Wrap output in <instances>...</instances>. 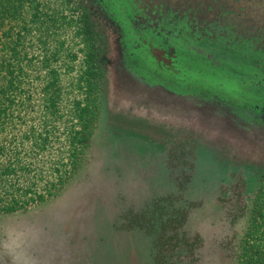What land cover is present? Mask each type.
I'll list each match as a JSON object with an SVG mask.
<instances>
[{"label": "rangeland", "instance_id": "obj_1", "mask_svg": "<svg viewBox=\"0 0 264 264\" xmlns=\"http://www.w3.org/2000/svg\"><path fill=\"white\" fill-rule=\"evenodd\" d=\"M135 3L142 11L139 28L155 24L153 11L162 10L185 16L192 26L222 27L217 33L231 41L254 38V46H264V0ZM128 4L116 0L115 7L125 10ZM96 21L105 76L88 108L84 148L73 168L65 137L74 123L71 109L83 100L77 89L82 45L71 21L57 30L50 21L46 45L36 40L35 29L29 34L24 84L0 130V208L1 201L9 204L5 193L17 187L42 197H29L28 190L16 195L15 209L0 212V264H40L37 253L53 249L64 259L57 256L52 264H237L264 180V123L228 114L209 99L201 102L216 99L207 92L173 97L177 89L161 87L167 81L157 74L147 77L149 84L133 79L122 70L119 35ZM155 56L160 63L166 59L161 52ZM178 63L175 79L191 78L200 90L223 87L222 76L193 62ZM147 66L159 71L153 58ZM232 89L227 94L237 96ZM58 92L52 106L49 98ZM40 134L47 138L44 145ZM7 166L11 173L4 175ZM65 172L59 185L55 178ZM51 183H57L55 190Z\"/></svg>", "mask_w": 264, "mask_h": 264}, {"label": "trees", "instance_id": "obj_2", "mask_svg": "<svg viewBox=\"0 0 264 264\" xmlns=\"http://www.w3.org/2000/svg\"><path fill=\"white\" fill-rule=\"evenodd\" d=\"M128 1V7L124 10L115 7L116 0H0V130L4 122L13 116L14 94L24 84L22 76L24 68L29 67L28 49L31 30L35 29L33 34L36 40L41 45H46L45 39L50 21L56 30L60 26L62 28L70 24L68 21H71L82 45L83 59L77 86L83 94V100H78L71 109L74 123L67 127L65 137L68 159L72 168L75 166V159L84 148L88 108L91 100L96 99L105 76L106 57L102 53L103 39L96 21L98 19L110 25L119 35L123 72L127 70L128 73H134L147 84H149L147 77H154L157 74L167 81V85H160L161 87L166 86L169 90L172 87L177 89L176 93H172L173 97L180 94L188 96L192 92L197 95L208 93L218 100L209 97L214 101L211 104L229 107L231 111L227 112L238 113L245 117L244 113L247 112V118L264 123V46H254L253 41L257 42L258 39L231 41L227 35L217 33L222 27L215 24L192 26L185 16L176 17L162 10L153 11L152 14L157 16L154 20L155 24L151 22L140 25L139 28L136 22L142 11L137 8L135 0ZM55 5L57 7H54ZM56 9L60 10L58 15L62 16L61 23H58ZM65 10H68V16L63 14ZM213 30L215 33L212 32ZM225 31L231 32L230 28H225ZM207 34L215 35L210 37ZM155 52H161L166 59L160 63ZM55 54L53 56H57ZM47 55L48 53L42 55L43 67L44 63L48 62ZM149 58L157 62L158 72L151 70L149 66L145 67ZM178 62H187L188 65L193 62L198 70L222 76L223 87H220L218 92L200 90V87H193L191 78H183L182 82L175 79V74L180 75ZM188 72L192 74L191 70ZM55 79L56 77L52 79L53 85H57ZM231 84L236 86L235 91L239 93L237 96L231 97L227 94L226 89L233 90L229 86ZM58 96L59 92L54 96L55 98H49V101L53 102L52 106H56L55 100ZM42 101L45 102L46 99ZM48 102L45 103L46 108ZM38 140L39 145L47 142L43 134L39 135ZM2 173L9 175L11 171L7 166L2 169ZM65 179H67L66 172L64 176L58 175L55 178L59 185ZM57 183H51L49 188L55 190ZM261 185L259 196L254 198L249 226L240 241L237 264H264V180ZM28 190L31 193L29 197H42V194L30 191V188L17 187L10 193L5 191L7 192L5 195L10 197L8 202L10 205L1 201L5 205L1 206L0 212L7 213L8 210L15 209L16 195H27ZM43 252L44 254L37 253L39 258L35 254L40 264H52L57 256L61 257L58 250ZM63 259L61 257V262Z\"/></svg>", "mask_w": 264, "mask_h": 264}, {"label": "flooded vegetation", "instance_id": "obj_3", "mask_svg": "<svg viewBox=\"0 0 264 264\" xmlns=\"http://www.w3.org/2000/svg\"><path fill=\"white\" fill-rule=\"evenodd\" d=\"M131 75H132L133 79L140 80V78L138 76H136V74L134 75V73H132ZM194 95H196V94H194ZM208 99L209 98H205L204 99V98L201 97L200 101L201 102L203 101V103H205V102H208ZM209 100H211L210 102H208L209 104L214 103V101L212 99H209ZM217 105H219L220 108H223L222 111H227V109H229L231 111V108H227L226 106H223V105H220V104H217ZM228 114H230V112H228ZM244 114L247 115L248 113L246 112Z\"/></svg>", "mask_w": 264, "mask_h": 264}, {"label": "water", "instance_id": "obj_4", "mask_svg": "<svg viewBox=\"0 0 264 264\" xmlns=\"http://www.w3.org/2000/svg\"><path fill=\"white\" fill-rule=\"evenodd\" d=\"M229 86H230V88H232V87L235 86V85H232V84H231V85H229ZM235 88H236V86H235Z\"/></svg>", "mask_w": 264, "mask_h": 264}]
</instances>
